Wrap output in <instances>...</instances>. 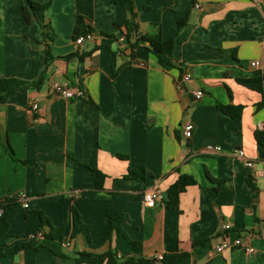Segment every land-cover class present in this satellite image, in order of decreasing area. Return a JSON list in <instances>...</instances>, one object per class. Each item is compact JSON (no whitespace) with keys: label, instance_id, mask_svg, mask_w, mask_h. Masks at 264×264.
Masks as SVG:
<instances>
[{"label":"crops","instance_id":"0c3cea01","mask_svg":"<svg viewBox=\"0 0 264 264\" xmlns=\"http://www.w3.org/2000/svg\"><path fill=\"white\" fill-rule=\"evenodd\" d=\"M34 1L49 8L28 6V22L25 0H0V79L44 77L39 88L0 104V199L18 200L6 215L8 231L0 233V264H72L79 253L107 252L147 260L184 256L172 264H264V146L256 139L264 129V95L238 82L261 74L252 67L256 61L264 74V0H136L140 31L174 39L170 70L147 45L133 53L120 40L131 20L126 5ZM87 29L94 41L77 44L75 32ZM47 45L54 57L48 66ZM55 83L84 96H55ZM226 106L244 109L233 118ZM188 123L190 140L183 137ZM241 150L254 168L237 156ZM141 167L144 178L129 177ZM92 170L106 176L103 190ZM181 175L197 185L171 208L167 190ZM155 188L165 199L149 207L144 194ZM74 208L90 227L91 246L82 234L71 240ZM109 209L123 215L126 237L107 238ZM62 225L63 242L50 239ZM238 238L254 252H215ZM130 241L141 243V251Z\"/></svg>","mask_w":264,"mask_h":264},{"label":"trees","instance_id":"16d2710c","mask_svg":"<svg viewBox=\"0 0 264 264\" xmlns=\"http://www.w3.org/2000/svg\"><path fill=\"white\" fill-rule=\"evenodd\" d=\"M25 4L23 6V16L25 19L30 22L31 21V13L29 10V7L34 11H40V10H46L49 8V4L42 5L34 0H25ZM135 1L136 0H115L116 4H123L126 5L129 13L131 15V20L127 22L126 24V34L125 38L128 40L129 46L131 50L134 51L137 49L139 45H147L148 49L158 58V61L160 65L165 70H170L172 68H175V64L172 61V55L173 51L175 49V42L174 39H163L161 31H159L157 34H143L140 31L139 26L137 25L135 19H136V13H135ZM29 6V7H28ZM188 17L182 19L178 27L185 26L188 23ZM46 36L47 39L53 40V37L51 36L49 32V28L46 27ZM88 33H93L91 29L87 30H77L75 32V38H80L81 36H84ZM77 57L76 54L69 55L65 57L66 60H72L73 58ZM54 59L50 47L47 45V53L45 58L46 66ZM238 82L247 87L248 89H251L255 92H259L262 95H264V74H259L258 76L254 78L249 79H239ZM44 83V77L43 75L40 76L36 81L29 82L26 80H23L17 76H12L9 78H3L0 79V104L5 103L9 96L17 91H21L26 87L35 86L40 87ZM260 106H264V104H261ZM244 107L243 106H226L223 107V111L235 118L241 115ZM256 139L262 146H264V129L259 130L256 132ZM124 157V156H121ZM92 173L96 177V189L97 190H103L104 182L106 179V176L98 170H92ZM146 174V170L144 167L139 168L138 170H132L131 174L129 175L130 178H144ZM212 180L216 181L213 177L209 176ZM197 185V181L188 175H181L179 179L167 190L166 194V204L173 208L176 207L180 202L181 195L186 191V189L189 186ZM18 200L5 198L0 199V233H6L9 229V224L7 222L6 215L11 209V207L16 204ZM3 212V213H1ZM111 223H112V229L109 233L107 238L112 237L113 234L117 235L118 237L124 236L125 232L122 229V223L124 220V217L121 213L109 209L107 212ZM42 222L45 221V217L41 216ZM73 219H74V229L71 235V240H74L78 235L82 234L85 237L86 243L91 246L92 240L90 236V227L87 226L79 212L74 208L73 209ZM65 225H62L60 228L55 229L52 228V232L55 233L51 234L50 239L52 240H60L63 242V231L65 230ZM42 233V232H40ZM43 234V233H42ZM134 249L137 252H140L142 247L141 243L139 242H132ZM60 256V255H59ZM183 255L178 256H172V257H164L162 261H159L157 259L147 260L142 258L141 256L138 257H130V258H122L118 255V253L114 252H107L103 255H92L88 253H79L78 257L75 259H72V264H172L177 261H180L183 259ZM61 258H65L62 256Z\"/></svg>","mask_w":264,"mask_h":264},{"label":"built area","instance_id":"2783aa9c","mask_svg":"<svg viewBox=\"0 0 264 264\" xmlns=\"http://www.w3.org/2000/svg\"><path fill=\"white\" fill-rule=\"evenodd\" d=\"M197 8H200V6H197ZM95 37H96V35L94 33H88L84 36H81L79 39H77V44L81 45L87 41H94ZM120 40L125 42L126 38L121 37ZM252 67L258 69L263 74V71H262L263 67H262V64L260 62H257V61L253 62ZM184 80L189 81L190 75H185ZM51 92L55 96L62 97V98L67 99V100H71L74 98H79V97L84 96V92L82 90H80V89L73 90L70 87H67V86L60 84V83L53 84L51 86ZM195 96L197 99H201L204 96V93L202 91H198L195 93ZM37 108H38V105L34 104L33 109L37 110ZM193 133H194V125L192 123L186 124L183 128V137L186 140H190L193 137ZM209 148L217 150V151L220 150L219 147H209ZM237 156L246 160L245 165L248 168H254L255 167V162L251 159H248V157L246 156V154L243 150L239 151L237 153ZM262 163H263V167L260 171V175L264 177V161ZM144 197H145L146 203L149 207H155L158 202H163L165 199L163 192L159 189H156V188L146 191L144 194ZM24 207L28 208L29 205L24 203ZM1 213H3V212H1ZM222 228H223V230H229L231 228V226L229 224H226V225H223ZM38 236L42 237L43 234L38 233ZM67 245L69 246V243H67ZM234 247L243 248L249 254L254 252V249L250 246V244L245 243L240 238L234 240L233 242L230 240H224L222 243L216 245L215 252L221 254V253L225 252L226 250L232 249ZM163 259H164V256L157 257V260H159V261H162Z\"/></svg>","mask_w":264,"mask_h":264}]
</instances>
